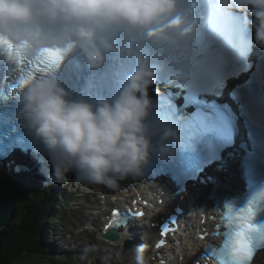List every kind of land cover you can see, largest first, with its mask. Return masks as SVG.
<instances>
[{"label":"clouds","instance_id":"9594fccd","mask_svg":"<svg viewBox=\"0 0 264 264\" xmlns=\"http://www.w3.org/2000/svg\"><path fill=\"white\" fill-rule=\"evenodd\" d=\"M251 7L253 19L245 23L255 30V40L264 46V0H219ZM179 17L177 0H0V37L14 45H26L28 58L43 49H66L77 45L92 69L105 62V53L115 50L113 39L127 34L132 45ZM180 18V17H179ZM188 21L179 26L188 28ZM160 33H158L159 35ZM136 55V66L119 94L111 101L99 99L95 106L70 101L54 76L35 78L20 97L21 115L34 137L47 150L52 164V183L66 182L67 173L78 180L119 188L126 178L144 176L152 144L145 123L151 100L148 89L154 79L149 61L135 47L121 50ZM176 137L166 130L164 138ZM161 156L172 153L166 146ZM86 245L83 257L97 252ZM137 264H146L143 245L134 246Z\"/></svg>","mask_w":264,"mask_h":264},{"label":"trees","instance_id":"16d2710c","mask_svg":"<svg viewBox=\"0 0 264 264\" xmlns=\"http://www.w3.org/2000/svg\"><path fill=\"white\" fill-rule=\"evenodd\" d=\"M52 189L51 185H47L43 190L40 188L31 190L17 199L15 213L2 230L0 264H15L30 257L35 259H31L33 264H64L61 259L59 260L61 254L55 251L56 247L51 243V239L55 235L56 226L61 223L54 220L53 216L56 213L54 206L61 201L68 202L69 197H58ZM58 215L62 216L64 213L58 212ZM50 217L52 220L47 226L46 237L43 239L45 231V229L43 231V222H49ZM66 257L63 256V259L66 260Z\"/></svg>","mask_w":264,"mask_h":264},{"label":"snow or ice","instance_id":"6c2138e0","mask_svg":"<svg viewBox=\"0 0 264 264\" xmlns=\"http://www.w3.org/2000/svg\"><path fill=\"white\" fill-rule=\"evenodd\" d=\"M170 24L171 26H179L180 18L177 17ZM160 31L162 29L154 30L149 35H158ZM184 31H191V27L185 28ZM72 47L73 45H69L66 49H43L37 58L31 59L27 56L26 45L17 46L4 37H0V50L5 51L8 60L14 62L20 70L21 74L17 81L20 88L28 86L36 78V73H53L59 68L65 55L71 51ZM261 195L264 196V193ZM226 208L227 212L224 218L235 222L230 224L228 230L223 233L224 242L222 246L219 249L209 246V254L215 255L219 264H251V257L255 254L256 249L251 244L248 235L250 231L255 230L254 225L251 223L253 210L251 207L242 210L239 218H237V214L234 215L230 207ZM134 214L143 215V213ZM113 216L115 219L108 226L116 227L124 224V217L118 209L113 211ZM166 231L167 229L162 234H166ZM201 238L203 239V236ZM261 240H264V236L261 237ZM162 243L163 241H161Z\"/></svg>","mask_w":264,"mask_h":264},{"label":"rangeland","instance_id":"374dc122","mask_svg":"<svg viewBox=\"0 0 264 264\" xmlns=\"http://www.w3.org/2000/svg\"><path fill=\"white\" fill-rule=\"evenodd\" d=\"M52 170V165L50 166ZM49 169L47 170L46 173V179H48V173ZM2 174L3 172L0 171ZM0 173V179L2 177ZM47 184H51L53 186L54 192L57 194L58 197L61 196H68L69 200L68 202L65 201L64 207L62 206L61 202H58L54 208L56 213H54V220H58L60 225L56 226L55 232L59 234L57 237L56 242H54V238L51 239L52 242L56 243L57 246L59 247V252L61 253V250H66L65 252L62 251V256L63 255H69L70 258L66 260L61 258L62 262L64 264H96L94 259H100L104 260L101 264H112L108 263L110 259L109 254H107L108 248L104 244L101 246L102 248L98 249L97 252L89 254L87 258L83 257V249H84V243H86L87 240H90L94 233H90V237H82L79 234V231L82 230L84 223L88 222V216L91 214V209L90 207L96 206L97 198L95 195L91 193H86V194H77V191H72L74 189L73 184H69V182H63V183H52L51 181H46L45 183L40 182V189L43 190L45 187H47ZM69 187L71 189V193L69 192ZM49 191H51L49 189ZM64 200V198H63ZM58 212L64 213V215L59 216ZM101 215V214H100ZM100 215H98V218H100ZM100 221L99 219H96V223ZM91 223V221H90ZM94 223V224H96ZM101 223H97V227H101ZM93 227V225H91ZM86 229V228H83ZM72 231L75 232V234L71 233ZM65 236V240L63 241ZM46 234H43V239H45ZM145 238V235L143 236ZM66 240L69 241L70 245H67ZM112 253V252H109ZM115 253V252H114ZM94 254V255H93ZM93 256V257H92ZM104 256V257H103ZM31 259L35 260L34 258L30 257L27 260L21 261V262H16L15 264H33L34 262L31 261ZM59 259V260H60ZM123 262L124 259H122ZM122 261L115 262L114 264H123ZM31 262V263H28ZM100 264V263H98Z\"/></svg>","mask_w":264,"mask_h":264},{"label":"water","instance_id":"95a60500","mask_svg":"<svg viewBox=\"0 0 264 264\" xmlns=\"http://www.w3.org/2000/svg\"><path fill=\"white\" fill-rule=\"evenodd\" d=\"M26 160V161H25ZM17 163L13 169L11 165L4 167L8 172L3 174L0 179V247L3 241L2 230L7 226L14 215L15 206L18 198H21L31 190L40 188L41 168H47L46 162H39L37 159H25ZM3 170V169H1ZM0 170V171H1ZM39 171V173H37ZM45 222V221H44ZM43 228L46 223H44ZM111 236V235H109Z\"/></svg>","mask_w":264,"mask_h":264},{"label":"bare ground","instance_id":"6f19581e","mask_svg":"<svg viewBox=\"0 0 264 264\" xmlns=\"http://www.w3.org/2000/svg\"><path fill=\"white\" fill-rule=\"evenodd\" d=\"M32 138L34 139V136H32ZM20 150V149H19ZM0 151H1V149H0ZM15 155L18 157V156H21V152L19 151V152H16L15 151ZM39 156V155H38ZM23 158H25V159H27L25 156H23ZM29 159V158H28ZM35 159V158H34ZM23 159H22V157H20V158H17V163H21V161H22ZM26 161V160H25ZM45 162H47V161H45ZM16 163V162H15ZM15 163L14 164H12L11 165V169H13L14 168V166H15ZM52 164L50 163L49 164V171H48V173L50 174L51 172H52V170H51V166ZM42 170H41V172H42V174L40 173V175H39V177H40V181L41 182H43V183H45L46 181H47V179H46V173H47V168L45 169L44 167H40ZM1 171H5L4 173H6V172H8V170L6 169V168H3V170H1ZM37 173H39V171L37 172ZM240 174V173H239ZM239 174H237V176H236V179H237V182L238 183H240V175ZM67 178H68V182H70L69 184H71V183H74V185L75 186H77L78 185V188L80 189V188H83V189H86V191H92V190H94V191H96L98 188H100V186L99 185H96V184H93V185H90L89 183H87L86 184V182L85 181H82V180H78L77 179V177H76V174H75V172H68L67 173ZM87 187V188H86ZM110 203V202H109ZM111 203H114L113 202V200L111 201ZM56 205V204H55ZM94 206V205H93ZM159 207H161V206H159ZM165 209H163V208H161V211H160V214H165V212L166 211H164ZM13 217V216H12ZM99 220H100V218H99ZM92 225V224H91ZM150 233L149 234H146L145 235V238H148V237H152L153 235H155L156 234V230H152V231H149ZM150 234H152V235H150ZM148 235V236H147ZM1 237L3 238V233L1 234ZM137 238H140V237H137ZM52 244H54L55 245V243L54 242H51ZM106 246H107V248H108V251H107V254H109V256H110V259L112 260V261H110L109 260V262L108 263H112V264H114V258H113V256H116V254L115 253H117V255H120V253H121V257H123V256H126V258H129V259H131V260H133V261H136V259H135V251H133V252H128L127 250H124L122 247H123V242L122 241H119L118 242V244H106V243H104ZM137 245H140V242H138V244ZM136 245V246H137ZM145 246H144V248H145V251H144V254L147 252V251H149V249H150V245H147V244H144ZM101 246H103V243H100L98 246H97V248L98 249H100V248H102ZM62 251H66V250H61V253L60 252H58V253H60V254H62ZM109 252H112V253H109ZM115 252V253H114ZM63 256H65L66 257V255H63ZM63 256L61 255L60 257L61 258H63ZM104 257V256H103ZM68 258H70V256L69 257H67V259ZM123 258H121V260H122ZM118 262V261H117ZM136 264V263H135ZM150 264H153L152 262H150Z\"/></svg>","mask_w":264,"mask_h":264}]
</instances>
